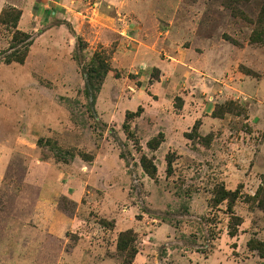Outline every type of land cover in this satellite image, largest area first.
Segmentation results:
<instances>
[{"label": "rangeland", "instance_id": "obj_1", "mask_svg": "<svg viewBox=\"0 0 264 264\" xmlns=\"http://www.w3.org/2000/svg\"><path fill=\"white\" fill-rule=\"evenodd\" d=\"M97 1L0 0V264H264V0Z\"/></svg>", "mask_w": 264, "mask_h": 264}, {"label": "trees", "instance_id": "obj_2", "mask_svg": "<svg viewBox=\"0 0 264 264\" xmlns=\"http://www.w3.org/2000/svg\"><path fill=\"white\" fill-rule=\"evenodd\" d=\"M251 0H224V3L227 8L231 10V12L235 16L241 15V11L238 8V5L241 3H248ZM237 6V7H236ZM12 15L14 18V29L16 30L17 34L20 35V31H18V24L20 22V19L22 17V13L20 11H17L15 9L11 10H5L3 11L2 15L0 16V23H3L5 20V17L8 15ZM11 16V17H12ZM258 29L253 32L251 36V43L253 44H263L264 45V6L262 9V12L260 13L259 19H258ZM24 42H28L30 40V46L33 44V39H30L29 36L24 35ZM11 49L14 50L16 47L14 45L11 46ZM27 53L29 50L26 51ZM28 54H24L22 58H6L5 64L6 65H12L14 63L23 65L27 59ZM110 73L109 65L107 64V61H105L101 56L95 55L94 62L92 64L91 69L88 71L87 81H86V94L90 95V90L93 91V93H98L101 90L102 84L108 74ZM93 98V96H91ZM140 111L137 113H128L127 119H132L137 116H139ZM158 147L160 144H157ZM142 168L144 171L150 175L154 176L157 173V168L154 165V163L148 161L146 157H143L141 161ZM135 242V237L132 232L123 233L120 235L119 238V248L126 251V254L123 259V264H133L135 257L138 254V251L136 248L132 247V245ZM132 244V245H130Z\"/></svg>", "mask_w": 264, "mask_h": 264}, {"label": "crops", "instance_id": "obj_3", "mask_svg": "<svg viewBox=\"0 0 264 264\" xmlns=\"http://www.w3.org/2000/svg\"><path fill=\"white\" fill-rule=\"evenodd\" d=\"M60 1H63V0H60ZM75 2H77L78 3V1H75ZM60 3V2H59ZM58 2H53L52 3V6L55 8V5H57V4H59ZM64 3L65 4H69V2H68V0H64ZM61 4V3H60ZM59 4V5H60ZM111 4H114V2L112 1V0H98L95 4H94V7H96V8H94V7H92V9H93V12H99L100 13V11H103L104 13H107L106 15H108V11L107 10H109V8L110 7H112V5ZM46 10H48V9H46ZM54 13L55 12H52L51 13V15L53 16L54 15ZM47 16H48V13H46L45 15H43V18L41 19V22H45V20H47ZM110 16H112V15H110ZM51 19L52 18H50L48 21L49 22H51ZM53 30L54 29H51V30H48V32L46 33V34H51L52 32H53ZM81 251V250H80ZM79 251V255H80V252Z\"/></svg>", "mask_w": 264, "mask_h": 264}]
</instances>
